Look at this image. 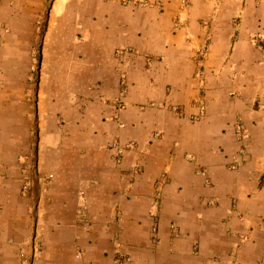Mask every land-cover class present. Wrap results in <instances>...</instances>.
Masks as SVG:
<instances>
[{
	"label": "crops",
	"instance_id": "0c3cea01",
	"mask_svg": "<svg viewBox=\"0 0 264 264\" xmlns=\"http://www.w3.org/2000/svg\"><path fill=\"white\" fill-rule=\"evenodd\" d=\"M127 1L62 0L37 90L0 91V264H264V0Z\"/></svg>",
	"mask_w": 264,
	"mask_h": 264
},
{
	"label": "rangeland",
	"instance_id": "374dc122",
	"mask_svg": "<svg viewBox=\"0 0 264 264\" xmlns=\"http://www.w3.org/2000/svg\"><path fill=\"white\" fill-rule=\"evenodd\" d=\"M61 1L0 0V91H11L14 87L18 88L23 85L31 86L34 92L37 90L42 57L46 51L44 35L48 24L53 22L54 25L56 8L61 4ZM2 102L0 99V103ZM9 128L11 129V127ZM7 147L10 152H15L12 150L13 142H7ZM34 150L37 153V141L33 142L29 150L33 151L32 154H27L24 157L36 155ZM0 162H3V159H0ZM14 168L23 169L19 164V158L16 164L12 163L11 169ZM1 178L2 180L7 179L6 175ZM42 178V183H44L46 178ZM22 187L23 184L20 183L21 193ZM39 206V201L35 208L34 205L27 204V211L29 209V214L32 216L41 214L44 207ZM30 247L31 251L25 250L20 253L21 264H39L41 258L39 242L35 243L34 240Z\"/></svg>",
	"mask_w": 264,
	"mask_h": 264
},
{
	"label": "built area",
	"instance_id": "2783aa9c",
	"mask_svg": "<svg viewBox=\"0 0 264 264\" xmlns=\"http://www.w3.org/2000/svg\"><path fill=\"white\" fill-rule=\"evenodd\" d=\"M131 1H133V0H128L127 2H131ZM190 1L191 0H182V5H183L184 9H188L190 7V4H191ZM261 49L264 50V41L262 42ZM126 90L127 89L124 88V90L122 92V96L126 95ZM121 102L122 101H120V103ZM236 131L238 132V134L241 137V139H243L245 137V129H244V127H243V125L241 123H238L236 125ZM133 148H134V144L133 143H129V144H126V145H121L120 143L115 142L112 145V149L114 151H116V153H117V159L118 160H121V157H122L121 154H123L125 151L131 150ZM246 157H247V150H246L245 147H241L239 152H238V154L233 157V161L230 163L229 169L232 170V171L238 170L243 165ZM24 172L26 173V176H25L26 178H25V181H24V184H23V187H22V193H23L24 196H27L31 192V188H32V186L30 184V177L31 176H30V173H29V170L27 169V167L25 168ZM199 174L206 178V184L208 186L212 185V181L209 178V175H208L207 171H205V170L199 171ZM51 178H52V176H50L48 179L51 180ZM165 183H167V174L166 173L162 176V179L160 180L158 188L156 190V194H155V204H156V206L161 205L162 198H163V187H164ZM78 215H79L81 221H85L87 219V212L84 209V207H81L78 210ZM172 228H173L174 232L177 233V231H178L177 227L174 225ZM154 231L155 232L157 231L156 227L154 228ZM123 259H124V255H120V257L117 260V263L118 264H122L123 261H124Z\"/></svg>",
	"mask_w": 264,
	"mask_h": 264
}]
</instances>
